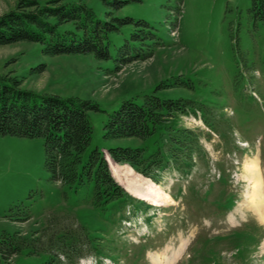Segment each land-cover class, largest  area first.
<instances>
[{
    "label": "rangeland",
    "instance_id": "rangeland-1",
    "mask_svg": "<svg viewBox=\"0 0 264 264\" xmlns=\"http://www.w3.org/2000/svg\"><path fill=\"white\" fill-rule=\"evenodd\" d=\"M21 1L0 0V17ZM127 1L117 11L85 1L101 18L133 20L111 35L113 55L133 41L130 33L152 36L118 71L113 60L46 56L24 41L0 46V75L39 95L98 104L103 112H88L93 138L85 160L97 148L109 159L111 148L144 146L137 138L104 139V127L125 100L141 103L166 82L175 87L157 94L192 102L196 112L176 123L197 133L203 151L190 170L168 171L145 205L121 179L135 200L102 211L91 203L93 183L77 190L50 180L42 138L0 136V264H46L49 254L29 240L53 216L101 238L100 251L85 248L75 264H264V221L249 202L245 169L259 160L264 178V24L254 0ZM9 244L20 250L7 260Z\"/></svg>",
    "mask_w": 264,
    "mask_h": 264
},
{
    "label": "trees",
    "instance_id": "trees-1",
    "mask_svg": "<svg viewBox=\"0 0 264 264\" xmlns=\"http://www.w3.org/2000/svg\"><path fill=\"white\" fill-rule=\"evenodd\" d=\"M85 1L52 0L46 4L37 0L21 1L15 10L0 17V46L26 41L40 44L42 53L51 57L92 54L98 60H113L117 64L116 71L134 61L137 47H142L150 35L144 30L130 33L133 41L126 39L113 55L111 35L120 34L133 20L112 16L109 12L101 18ZM101 1L114 11L129 3L127 0ZM253 14L264 24V0H254ZM136 40L141 43H134ZM174 87L160 83L153 93L144 95L141 103L125 100L110 115L104 127V139L137 138L145 142L142 147L108 150L116 180L127 179L122 182L125 185L137 184V178L143 181L132 167L159 184L171 169L190 170L196 156L203 151L197 133L176 123L181 116L196 112L192 102L183 98L163 99L157 94ZM89 111L103 112L97 103L80 101L77 104L74 98L39 95L23 89L17 77L0 75V136L42 138L50 180L77 190L93 183L92 205L109 211L111 206L132 197L114 179L105 153L100 149L92 150L85 160L93 138ZM155 185L144 182L139 190L134 185L131 191L149 202ZM61 220L53 216L45 230L36 232L29 240L35 249L49 254L46 264H75L85 248L100 249L101 238H92L87 228L77 225L73 229L65 227L68 225L60 226ZM19 250V245L9 244L4 257L10 260Z\"/></svg>",
    "mask_w": 264,
    "mask_h": 264
},
{
    "label": "bare ground",
    "instance_id": "bare-ground-1",
    "mask_svg": "<svg viewBox=\"0 0 264 264\" xmlns=\"http://www.w3.org/2000/svg\"><path fill=\"white\" fill-rule=\"evenodd\" d=\"M245 169H246V179L250 182L251 189H252V192H251L250 196L248 197L249 202L253 205L254 209L257 210V212L261 216V219L264 221V181H263L261 167L259 165V160L253 159V160L249 161L246 164ZM111 171H112V175L115 178L112 166H111ZM138 177H140V176H138ZM144 182H146L147 185L148 184H150V185L151 184L152 185L157 184V183H152L151 181H147V180ZM155 186H159V184H157Z\"/></svg>",
    "mask_w": 264,
    "mask_h": 264
},
{
    "label": "water",
    "instance_id": "water-1",
    "mask_svg": "<svg viewBox=\"0 0 264 264\" xmlns=\"http://www.w3.org/2000/svg\"><path fill=\"white\" fill-rule=\"evenodd\" d=\"M106 160H107V162H108V164H109V160L107 159V157H106ZM109 167H110V170H111V165L109 164ZM131 168V167H130ZM132 169V168H131ZM133 170V169H132ZM134 171V170H133ZM135 172V171H134ZM135 174L137 175V176H140V178H141V180L143 179V181H139L137 184H136V182H134V183H130L129 185L127 184V185H125L126 186V188H128L129 189V187H131V189H129L130 191L132 190V188H133V186L135 185V189H137V190H139L140 189V184H142L143 185V183H144V181H151L150 179H148V178H146V177H144V176H142V175H140V174H138L137 172H135ZM137 180V179H136ZM152 182V181H151ZM153 183V182H152ZM144 187H146V186H144ZM134 189V188H133ZM132 192V191H131ZM133 193V192H132ZM134 194V193H133ZM135 196V195H134Z\"/></svg>",
    "mask_w": 264,
    "mask_h": 264
}]
</instances>
